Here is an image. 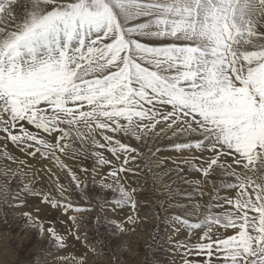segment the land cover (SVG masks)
I'll return each instance as SVG.
<instances>
[{"label":"snow or ice","instance_id":"snow-or-ice-1","mask_svg":"<svg viewBox=\"0 0 264 264\" xmlns=\"http://www.w3.org/2000/svg\"><path fill=\"white\" fill-rule=\"evenodd\" d=\"M161 152L175 154L164 175L188 189L186 203L153 201L181 210L163 217L180 264H264V0H0V192L59 214L62 230L39 205L20 213L58 252L84 249L60 264L94 251L80 231L94 209L74 193L110 192L97 211L126 236L140 223L141 172L157 192ZM41 172L48 189L26 179ZM118 210L124 219L107 217Z\"/></svg>","mask_w":264,"mask_h":264},{"label":"rangeland","instance_id":"rangeland-1","mask_svg":"<svg viewBox=\"0 0 264 264\" xmlns=\"http://www.w3.org/2000/svg\"><path fill=\"white\" fill-rule=\"evenodd\" d=\"M168 142H170V141L165 140V141H163L162 143H159V144L150 143L149 146L153 150L155 148H157V147L163 149V148H166V146L168 145ZM141 151L145 153L146 157L151 155V153L148 152L147 148H141ZM159 154H160L159 155L160 157L162 156V157L167 158L169 155H172L173 158H175V154H171V153H167V152H161ZM161 159L162 158H160L159 160L154 162L155 163L154 167H153L154 168L153 169L154 173L158 172L157 170H155V169L158 168L157 165L162 164L164 161H170V160H167V159H165V160L164 159L161 160ZM42 163H43V166L45 168H51L52 167L50 164H48L46 162H42ZM66 163H68L70 166L78 167V164L75 161H70L69 160V161H66ZM92 163L93 162L90 160V161H88L86 163L85 166L91 168ZM136 163L141 164L142 162L141 161H137ZM160 166H162V165H160ZM37 168H40L39 164L37 165ZM53 171H55V169H53ZM101 171H106V170L102 169ZM137 171H141V170L138 169ZM26 179L27 180H34L37 187H41L42 186L45 189H48L49 186H50V183H51V181L49 180L48 176L45 175L43 172H41L39 175H37L34 178L29 176ZM60 180H61V183H63V184H69L70 183V177L65 178L63 175H61ZM139 181L141 183H145V182L147 183V187H146L145 191H143V192L138 194L137 215L140 218V223L136 226V230L137 231L135 230L134 232H130L126 236H124V237H127V236L129 237V238L127 237L129 241H127L126 246H127V248L130 246L129 247L130 249L128 248L127 250L128 251L129 250L133 251V247L132 246H134V244H136V243H137L136 245H138V250L136 252L133 251L134 252L133 255H131V253H129V252H123L122 251L124 253L123 256H125V259H127V258H128L127 260L130 259V261H132V264H135V263L139 264L140 263L139 262L140 258H141V263L140 264H146V261H147L146 258L149 259V257H150L149 256L150 254L148 253L149 250H151V248H149L150 245H145V243L143 241L147 237V234H146L145 230H146V227H148V224H150L151 221H156L158 224L162 225L163 228H166V227H169V226H167L163 222V217L165 215H172V214L179 215V214H181V212L177 211L176 207H166L164 211H161L159 206L154 204L153 201L154 200H159V201H162L165 205H169V204L174 205L176 200L178 199V201H181V202L183 201V202L186 203V201L183 199V195H181L182 193H180V191H178V190H180V187H179V189H177L175 186L172 187L170 184H168L165 181V177H164V179H163V177H160V180L158 181V183L156 185V188H157V192L156 193H153V191H152L153 185H152L151 177H150L149 174H144V172H141V175L139 177ZM128 183L132 187H135L136 183H137V178L133 177V176H131V174H129ZM169 190H171L173 192V197L171 199L168 198ZM6 195H10V192L8 194L0 192V213L2 211V205H3L2 203H5ZM74 195L76 196L78 203L82 207L91 206L94 209V211L84 214L83 224H82L81 229H80L81 234L87 233L88 242H89L90 246L92 247V249L94 250V251L88 253V261L90 262L89 264L93 263L92 261H96L98 259V256L100 255V254H98V252H99V250L101 251L102 249H105L107 254L109 256H112V257H110V259H113L115 256L112 253V248H110L111 246L108 245L107 239L105 238V235L102 233L100 225H98L99 223L97 224V221L100 222L103 219V217H104V214L103 213H98L97 209L99 208L100 204L104 203L105 199H111V197H112L111 193L107 192V191H101L98 186L94 187V185L89 183L88 188L85 190V195L88 196L87 202H85L83 200H80L79 199V195L77 193H74ZM204 202H207V198H205ZM37 205H39V201L36 200V199L30 198L29 202H28V208L27 209H21L20 212H22L24 210H28V211H33V213L36 214L34 210H35V207ZM39 207L41 208V211H40L39 215H40L41 219H43L45 221L46 226H48L49 224H52L53 226L55 225V227H57L58 229L62 230L61 226L59 224V221L57 219V216L59 214H55L52 211H49L43 205H39ZM127 214H128L127 210H118L115 213L109 211L107 213V217L109 215V219L121 220V219H124ZM1 216H2V214H0V218H1ZM169 230L171 231V229H169ZM36 233H37L36 235H39L37 230H36ZM182 234L183 233H181V235ZM180 237H182V238H180ZM42 238L43 239L46 238L45 239L46 243L49 244L47 235H45ZM89 238L92 239V242H91V240ZM185 238H186L185 234H183L182 236L178 237V239H181V240H183ZM134 239H136V240H134ZM142 243H143V245H142ZM141 245H142V247H144V252H143L144 255L140 254L141 251L139 250V246H141ZM157 245L159 246L161 244L160 243H156V246ZM152 249L155 250L154 253H156V251H158V249L156 250V247H155V249L152 247ZM125 250H126V248H125ZM171 250H172V252H175L174 253V255H176L175 259H179V260L182 259V257H180V255H178L174 249L171 248ZM83 251H84V249L79 244H76L74 249L70 248L67 253L64 252V251H61V253H62V255L72 254V255L79 256ZM122 252H121V254H122ZM62 255L60 254L58 256H62ZM138 255H139V257H138ZM130 256H132V257H130ZM4 257H7V258L11 259L14 263L17 262V260H18V262L19 261L21 262L23 260L22 257H21V259H18V254H17L16 250H11V249H7L6 247H3V238H2V239H0V260L4 259ZM101 259L106 260L105 258H101ZM189 259H197V257H189Z\"/></svg>","mask_w":264,"mask_h":264},{"label":"bare ground","instance_id":"bare-ground-1","mask_svg":"<svg viewBox=\"0 0 264 264\" xmlns=\"http://www.w3.org/2000/svg\"><path fill=\"white\" fill-rule=\"evenodd\" d=\"M169 143L170 142H168V144ZM160 158H162L164 160L167 159V158L162 157V156ZM160 165H162V166H160ZM160 165H157L158 168L155 169L158 171L157 173L159 175L155 172L158 176L163 177V179L165 177V181L168 184H170L172 187L175 186L177 189H179V187H180V190H178V191H180V193H182V194L185 190H188L187 185H185L179 177H172L170 175H164L167 168L173 167L171 161H167L166 166L164 165V163H162ZM188 178L192 179V177H188ZM178 203H185V202L178 201V199H177L175 204H178ZM2 204H3L2 205V211L0 213V214H2V216L0 218V239L3 238V247H6L7 249H11V250H16V252L18 254V259H21V257H22L23 260L21 262L20 261L18 262V260H17V262L14 263L11 259L4 257V259L0 260V264H51V263L52 264H60V261L57 259V256L60 254L62 255L61 251L57 252V250L54 249L53 247H51L50 244L46 243V240H45L46 238L43 239L41 236L36 235L37 234L36 229L29 227L28 224L26 223L25 218L20 214L21 209H16V208H14V207L10 206L9 204H6V203H2ZM177 211L181 212V210L179 208H177ZM108 218H109V215H108ZM98 225H100L101 231L105 235V238L107 239L108 245L111 246L110 248H112V253L115 257L113 259H110V257H112V256H109L107 254V252L105 251V249H102L101 251L99 250V252H98V254H100L98 256V259L96 261H92L93 263H91V264H116L117 261L119 262V264H132V261H130V259L129 260H127L128 258L125 259V256H123V254H124L123 252H129V253H131V255H133L134 252H136L138 250V245H136L137 243L134 244V246H132L134 252L131 250L128 251L127 249L130 247L129 246L127 248V246H126L127 241H129L128 236H127L128 238L124 237V236H120L119 238H114L113 236H111L109 234V230H108L106 223H105V217H103V219L99 222ZM169 229H170V227L163 228L162 225L158 224L156 221H151V223L148 224V227H146L145 231H146L147 237H146V239L144 238L145 240H143V241H144L145 245H150L149 248H151V250H149V252H148L150 254L149 255L150 257H149V259L146 258L147 259L146 264H180L181 260L175 259L176 258L175 257L176 255H174L175 252H172L170 246H167L165 244V240H166L167 236L169 234H171V231ZM182 235H180V236H182ZM153 237H155V239H153ZM180 238H182V237H180ZM90 240L92 242V239H90ZM134 240H136V239H134ZM156 243H160L161 245L156 246ZM142 245H143V243H142ZM142 245L139 246V250L141 251L140 254L144 255V253H143L144 247H142ZM152 247L154 249L156 247V250L158 249V251H156V253H154L155 250H153ZM125 248H126V250H125ZM121 252H122V254H121ZM130 257H132V256H130ZM138 257H139V255H138ZM101 258H105L106 260H103ZM139 262L141 263V258H140Z\"/></svg>","mask_w":264,"mask_h":264}]
</instances>
